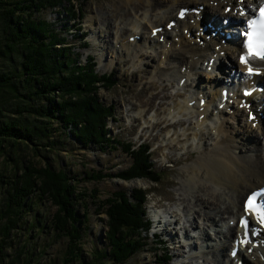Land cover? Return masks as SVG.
Masks as SVG:
<instances>
[{"label": "rangeland", "instance_id": "1", "mask_svg": "<svg viewBox=\"0 0 264 264\" xmlns=\"http://www.w3.org/2000/svg\"><path fill=\"white\" fill-rule=\"evenodd\" d=\"M124 1L66 0L59 7L46 8L42 12L34 14V18L44 20L50 24L52 32L59 34L65 39L64 46L71 47V52L78 54V64H86L87 60L92 58L95 63V72L98 75H114L115 85L112 88L103 89V87H100L98 90L100 102L107 107L112 105L114 108L115 119L108 118L106 123L107 137L115 138L117 142L124 144L131 143L135 147L142 143L149 144L153 167L160 176L159 182L154 183L148 179L139 178L125 180L117 177L116 175L127 170L131 164V158L123 153L120 145L110 143L108 147L105 146L101 149L95 146L84 148L67 136L55 121L50 126L57 131H53L51 136L55 142L60 144L56 145L55 143L52 151H40L36 155L38 158L33 159L35 156L33 151L29 148L27 149L25 145L22 146L23 151L19 153L15 150L13 151L14 155H12L13 153L10 154L11 146L9 143H5L3 151H0V171L2 169H14L13 163H10L9 155H11L12 159L19 157L20 168L21 165L24 167L23 162L28 160H33L36 165H40L45 160L53 169H63L70 177L76 178L77 192L84 194V201L76 204L77 210L81 213V204H86L90 214L89 230L81 240L82 257L84 259L88 260L89 254L93 250L105 247L103 237L106 229V216L101 208H98V203L103 202L117 191L130 193L131 191L142 190L147 193L146 218H152V220L155 218L160 221L154 214L158 212L160 213L158 216L168 220V223H164L161 220L160 225H152L149 230L148 247L140 250L124 264H215L210 263V259L214 257L219 261L218 264H228V251L233 240L232 238H224L218 231L225 232L228 230L227 232L230 234V232H235V228L228 227L227 230L223 229L222 226L227 221L221 219L218 222L219 217L213 214H211L213 217L211 221L204 218L198 220L193 210L185 208L187 199L181 196V194L185 193L194 195L196 186H193L192 177L189 179L191 168L197 166L198 157L207 148V145L213 144V140L206 133L211 131L213 125L217 127L219 125L214 121H206L201 128L197 127L195 124L197 120V114L195 113L197 111L196 109H189L186 105L192 100H195L196 105H198L201 99L198 96L200 92L203 97L209 96V88L211 87L213 90V84H215L216 80L214 81L212 78L210 80V77L213 76L209 75L208 72L206 73L204 66L202 70H198L196 76H191L192 82L195 79L197 81L198 77L200 79V84L194 81L196 84L195 89H193L194 85L190 87L191 89L187 87L188 81L184 85L185 90L179 89L178 79L168 78V75L163 71L164 65H160L163 57L161 56V50L149 48L145 44V40H148L151 33V25L154 22L149 21L148 27H146L143 21H140L141 24L137 29H130L129 23L136 21L138 16L134 15L135 11L132 6H125ZM65 9L76 12V15L80 16L81 19L72 20V18L65 15ZM138 10H141V8ZM148 14L153 16L154 12L152 11ZM208 15L207 11L205 17ZM213 19L215 24L223 27L222 24H219L217 18ZM229 19L234 21L233 17ZM102 20H104V25ZM133 34H138L135 36L140 37L139 40L135 41L139 42V44L129 41L130 37L128 35ZM170 34L172 35L174 32L171 31ZM190 37L183 36L185 40H189ZM195 38L196 36L192 39L194 40ZM222 44L221 46L225 49ZM126 51L127 53H125ZM140 51L143 53L141 56L138 55ZM225 55L219 56L220 64L223 66L226 60L229 59L230 64L233 59L231 53ZM165 60L166 67L169 68L171 61L169 62L168 57ZM172 66H174V62L170 65L169 75L175 74L177 70L174 67L172 68ZM199 68L200 66L198 65L197 69ZM12 69L13 67L11 65L8 67L6 61H0V75L4 71L7 73V70L11 72ZM231 70V68H226V73L229 76L231 75ZM160 71H162V76L159 74ZM216 78L219 77L215 76ZM255 79L257 77H254L253 81ZM209 81L214 82L207 85ZM163 86L166 87V90ZM204 86L206 87L204 88ZM203 88L204 90H201ZM217 92L219 91L216 88L215 94ZM157 93H159L160 99H155L154 94ZM164 96L166 97L162 99ZM214 96L216 97L217 95ZM213 97L210 98L214 99ZM0 98H2L1 93ZM184 98H186V103L176 112L174 106L178 105V103L181 104ZM258 98L260 96L256 97V99ZM159 103L161 105H158ZM207 110L214 116L215 113L211 112L212 109L209 105ZM192 111L196 112L190 114ZM168 114L175 115V117L171 119ZM205 114L210 117L207 111H205ZM236 118L237 121L235 123L231 119H228L230 120L229 122L224 120V122L226 121L225 127L227 130L235 133L233 141H237L238 144V141L242 138L243 143L239 146V149H242V153L248 151L247 154L249 155L257 154L258 147H254L259 143L257 141L259 138L258 133L260 132L259 128L256 129L257 131L247 129L250 126L247 128L244 126V118L240 112ZM157 119L163 120L156 123ZM221 119L223 121L224 118L221 117ZM185 120H187V123L183 126H175L170 129L163 128L165 122H183ZM210 122L213 124H211L212 126ZM206 126L210 127L207 129ZM188 128L191 130L196 129L199 135L195 137L193 131H187ZM245 131L247 135H245ZM200 132L204 136H200ZM182 133L183 135L181 136ZM98 173L106 175V177L99 181L84 179L86 175ZM188 180L190 181L188 182ZM195 180H198L197 177ZM190 182L192 184H189ZM94 191L96 192V199L93 201L89 198V195ZM1 192L2 190L0 191V209L3 199ZM224 192L227 191L224 190ZM246 192L248 190L244 191V195ZM232 193L228 192L231 197V200L229 199L228 201L229 203L231 201L234 202ZM237 195V202L240 205L244 195ZM192 202L194 203L193 199ZM54 211L55 209L46 202L43 205H37V207L32 209V214L26 217L28 223L29 221L34 222L36 218H39L41 221L39 224L41 230L39 232L35 228L25 231V227L22 224L19 230H12L9 242H12L15 252L21 253L18 264L62 263V259L65 257V244L67 241L62 237L53 236L54 233L50 229V219ZM224 217L226 218L227 215H224ZM187 220H189V224L193 222L195 227H189ZM0 223L3 224L4 221ZM204 234L205 236L207 234L206 238ZM156 240L160 241L162 245L160 250L156 248L153 242H156ZM220 243V248H223L221 252L216 247ZM200 244H202L203 249H201ZM189 245H191V250ZM14 249H6L5 252L14 254V257L16 256ZM161 249L163 251L167 250L169 254L170 258L166 263H162V258L158 256L162 253ZM207 252H211L213 255L207 254ZM243 255L248 256L245 252ZM11 258L6 259L2 264H10ZM74 264L79 263L77 261Z\"/></svg>", "mask_w": 264, "mask_h": 264}, {"label": "trees", "instance_id": "2", "mask_svg": "<svg viewBox=\"0 0 264 264\" xmlns=\"http://www.w3.org/2000/svg\"><path fill=\"white\" fill-rule=\"evenodd\" d=\"M64 1L0 0V61L13 67L11 72L7 70L0 75L3 98H0V151L5 143L11 146L10 154L15 150L20 153L25 145L33 151V159L38 158L40 151H52L55 143L60 144L51 136L57 131L50 126L55 121L67 136L84 148L101 149L110 143L120 145L123 153L131 158V164L117 177L158 183L160 176L153 167L148 144L135 147L107 137L106 123L108 118L115 119L114 108L100 102L98 90L112 88L114 75H98L92 58L86 64H78V54L64 46L65 39L54 34L50 24L34 18V14L59 7ZM65 13L74 21L81 19L69 9H65ZM9 157L14 169L0 171L3 195L0 222L4 221L0 223V264L11 257L10 264L19 263L21 253L15 252L9 242L12 230H19L22 224L25 231L35 228L39 232V218L28 223L26 217L32 214L33 208L46 202L55 209L50 219L53 236L67 241L60 264L77 261L79 264H124L148 247L145 191H117L98 203L106 216L105 247L90 252L87 260L82 257L81 240L89 230L90 214L86 204H81V213L77 210L76 204L84 201V194L77 192L76 178L63 169H53L45 160L40 165L28 160L20 168L19 157ZM104 177L106 175L98 173L86 175L84 179L99 181ZM89 198L94 201L96 192H91ZM153 242L160 250V241ZM6 249H14L16 256L5 252ZM161 250L158 256L166 263L169 254Z\"/></svg>", "mask_w": 264, "mask_h": 264}, {"label": "bare ground", "instance_id": "3", "mask_svg": "<svg viewBox=\"0 0 264 264\" xmlns=\"http://www.w3.org/2000/svg\"><path fill=\"white\" fill-rule=\"evenodd\" d=\"M124 3H125V6H128V7L132 6L133 10L135 11L134 15L136 17L138 16L136 18V21H131L129 23L130 29H134V30L139 27V25L141 24L140 21H143L146 27H148L147 24L149 23V21L154 22L151 25V30L158 26H162L165 28L167 22L174 19L179 14V10L181 8L190 7L196 10L197 7H201L199 8L201 9L200 14H199V17L201 18L200 24L201 23L204 24L205 22L211 23V24L213 23L212 27H216L214 30L207 28L205 31V34L201 36L202 41H204V45L202 47L198 45V43L196 42V39L193 40L190 38L189 40H185L183 38V36H187L186 34H184L183 31L186 30L187 33H190V36H193L194 32L198 30V28L194 24L197 20L198 13L196 15L190 13L188 16V20L193 19L194 21L193 24H189V22H181V23L179 22V24H177L170 31H168L167 29H163V31L157 34L156 37H151V33H150L148 40H145V44L149 48H152V49L155 48L157 50H161V56L163 57H162V61L160 62V65H164L163 71L168 75V78H172V79L177 78L178 79L177 84L179 80L183 78L185 79L187 78L186 82L187 81L189 82L187 87L190 88L191 86L194 85L193 89H195L196 84L195 82H192L191 76L197 75L196 73H194L197 66L198 65H200V67L203 66L205 61L208 62L209 59L214 58L213 57L214 54H219L220 52L226 50V48L224 49L221 46L222 38L218 34L213 35V33L217 30V28H221V31L224 30V27L225 29H229L231 26H235V24L236 25L239 24L241 20L243 19L246 20L250 18L251 17L250 8L257 6L259 2L258 0H252V1H249V0H125ZM139 8H141V10H138ZM226 8L230 10L229 13L226 12ZM240 8H244V11L247 13L245 17L241 16ZM209 10L216 11L218 13V17L221 16L222 18H227V20H229L228 18L233 17L234 21H231V22H234V24L232 23L233 24L232 25L228 21L225 22V25L222 24L224 27L215 24L214 19L212 17H209V16L205 17V13L207 14V11ZM152 11L154 12L153 16H149L148 13H151ZM102 21L104 25V20ZM103 29H106V28H103ZM171 31H173L174 34L171 35L170 34ZM149 32H150V29H149ZM229 32L231 31L229 30L227 33ZM135 35H138V34H133V35H128V36L133 37ZM159 37L163 38V43H160L158 41ZM174 38H177V41H175ZM133 43L139 44V42H133ZM167 45H168V48H167ZM216 45H219V50L217 52L215 51ZM230 45L239 47L241 45L239 38H234L233 36V39L230 41ZM125 53H127V51ZM142 54L143 53L141 51L138 52L139 56H141ZM231 54L234 55V53H231ZM166 57L169 58V62L171 61V64L169 63V68H167L165 64ZM236 60L232 59V61H230V64L233 65L234 61H235L234 63L237 64ZM172 62H174V66H172V68L174 67L177 70L176 72L174 71L175 74L169 75L170 65H172ZM250 63L253 67H255L256 70H263L262 77L260 78L257 77V79H255L254 81L264 86V80H263L264 60L261 62L250 61ZM207 65H206V68L208 67ZM245 67L247 66H240L239 68L245 70ZM161 72L162 71H160L159 74L162 76ZM180 76H182L181 79H180ZM211 78L212 77H210V80ZM199 80L200 79L198 77L197 84H200L198 83ZM213 82L214 81L212 82L209 81L207 85H210ZM247 83L250 85L251 80H247ZM205 87L206 86H204V88ZM163 88L165 89L166 87L163 86ZM204 88L201 90H204ZM221 88H224V86L221 85ZM182 90H185V86L182 87ZM213 90H210V92H208L209 96L211 94L215 95V87L213 88ZM211 91H213V93H211ZM198 96L201 98H204L201 92L198 93ZM209 96H208L207 104L205 105V110L197 114L198 117L201 114H203L204 119L202 121L196 120L195 124L197 125V127L201 128L203 124L206 123V121H214L218 123L219 125L217 127L216 125H213L210 122V125L212 124L213 126L211 125L212 126L211 131L207 132L206 134L207 136H210V138L213 140V144L207 145V148L198 157L197 166L194 168H191V171H190L191 176L189 174L190 176L189 179L192 177L191 179L193 180V186L194 185L196 186L194 195L192 194L187 195L185 193V194H181V196H184V198L187 199L185 208H188L189 210H193L194 213L197 215L198 220H200L201 218H204L205 220L211 221V218H213L211 214H213L219 217L218 222L219 220L221 221V219H224L223 221H226V220L228 221L229 219L238 217L241 214L242 201H241V204L239 205V203L237 202V198H238L237 194L241 196L242 194L244 195V191L246 190L250 192L254 189L264 187V156L262 155V150H261L262 140L260 142L258 141L259 142L258 145L256 144V146L254 147V148L258 147L257 154L249 155L247 154L248 151L246 153H242V149H239V146L242 145L243 143L242 138L238 141V144H237V141H233V138L235 137V133H233L230 130L228 131L227 128L225 127V122L220 121V118L223 116V111L219 110L217 112L218 114H216L218 116L214 118V116H212L211 113H209V110H207V106L209 105V107H211V104L217 98V97L215 98L213 96H210L214 98V99H211ZM258 96H260V98L258 99H261V100L264 99V95H256L255 97H258ZM154 97L155 99H160L159 93L154 94ZM165 97L166 96L162 97V99ZM185 103H186V98L182 100L181 104L178 103V105H175L174 110L177 112L179 109L182 108V106ZM158 105H161V103H159ZM197 106L198 105H195L191 108H189L188 106L187 107L192 110L193 109L197 110ZM205 111H207V113L210 114V117L206 116ZM195 112L192 111L190 114L195 113ZM257 115H259V113H257ZM168 116L171 117V119L175 117V115L172 116L171 114H168ZM160 120H163V119H157L156 123H158V121ZM232 121L234 123L236 122L235 120H232ZM186 123H187V120L183 122L181 121L165 122L163 128L170 129L175 126H183ZM259 123H264V119L260 120ZM251 125L252 124L248 123L247 121L244 123V126L246 128L249 126L251 127ZM208 127L210 126H206L207 129ZM257 128H259V131L262 130L259 126H257ZM247 129L251 130V128H247ZM187 131L188 132L193 131V135L195 137L199 135L196 129L191 130L190 128H188ZM183 133L181 134V136L183 135ZM245 135H247L246 131H245ZM200 136H204V135L200 132ZM228 136L229 138H227ZM196 177L198 180H195ZM189 181L190 180H188V182ZM189 184H192V182H190ZM224 190L227 192H224ZM228 192H233L232 197L234 198V202L231 201L232 203L228 202L229 199L231 200V197L228 195ZM248 192L245 193L244 197L246 196ZM240 196L239 198H241ZM192 199L194 200V203L192 202ZM154 214H156V216L160 219V221H157L158 225H160L161 220H163L164 223L166 222L168 223V220L166 221L161 216H158L160 213L156 212ZM224 215H227V217L225 218ZM164 223H163V227H164ZM187 223L189 227H195L193 226V222H190L189 224V220H187ZM227 231L222 232L220 230L218 231V233L221 234V236H223L226 239H229V238H232V240L234 238L238 239V236H235V234L236 232L239 233L240 230L235 231L234 233L230 232V234H228ZM206 236L204 234L205 238ZM249 237L252 238L251 235ZM259 239L260 240L264 239V232L261 234L260 238H258L257 240ZM189 246L191 250V245ZM200 246H201V249H203L202 244H200ZM216 247H218V251L220 252L223 250V248H220L221 243L220 245ZM244 252L246 253V251ZM243 253H239L237 255V259L243 260L244 264H264V259L262 263V259L260 257V256H263L264 258V248L260 249V252H259L260 256L257 250H253L251 255H248V256L243 255ZM207 254H212V253L207 252ZM211 259H210V263H215V264L219 263L216 257L211 258ZM227 259L229 260L228 264H233V262L229 259V255L227 256Z\"/></svg>", "mask_w": 264, "mask_h": 264}, {"label": "snow or ice", "instance_id": "4", "mask_svg": "<svg viewBox=\"0 0 264 264\" xmlns=\"http://www.w3.org/2000/svg\"><path fill=\"white\" fill-rule=\"evenodd\" d=\"M257 23L259 24L260 31L257 33L255 31ZM249 28L253 29V31L249 32L248 41L245 47L248 49L249 55L259 56L264 59V8L261 9V20L259 22L249 21ZM245 62V57H241V63ZM249 74H251V70H249ZM249 207L255 208V204L253 203V198H249L248 202ZM262 222H264V214H261ZM244 222L242 221V224Z\"/></svg>", "mask_w": 264, "mask_h": 264}]
</instances>
